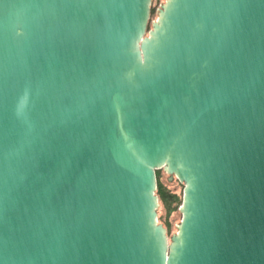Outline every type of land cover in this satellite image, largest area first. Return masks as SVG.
<instances>
[{
  "label": "water",
  "instance_id": "obj_1",
  "mask_svg": "<svg viewBox=\"0 0 264 264\" xmlns=\"http://www.w3.org/2000/svg\"><path fill=\"white\" fill-rule=\"evenodd\" d=\"M152 1L0 0V264H264V0Z\"/></svg>",
  "mask_w": 264,
  "mask_h": 264
},
{
  "label": "rangeland",
  "instance_id": "obj_2",
  "mask_svg": "<svg viewBox=\"0 0 264 264\" xmlns=\"http://www.w3.org/2000/svg\"><path fill=\"white\" fill-rule=\"evenodd\" d=\"M166 0H153L151 19L148 27L151 29V24L158 18V10ZM157 180L161 186V194L158 193L159 207H158V221L164 225L168 231V235L171 236L178 232V227L182 219L180 212L181 202L177 204L175 197L183 199L184 184H182L177 178L170 179V175L164 170L157 171Z\"/></svg>",
  "mask_w": 264,
  "mask_h": 264
},
{
  "label": "trees",
  "instance_id": "obj_3",
  "mask_svg": "<svg viewBox=\"0 0 264 264\" xmlns=\"http://www.w3.org/2000/svg\"><path fill=\"white\" fill-rule=\"evenodd\" d=\"M151 11H152V9H151ZM157 171H159V170H157ZM156 175H157V172H156ZM157 182H158V180H157ZM158 193L161 194V186L159 185V183H158ZM175 200H176L177 204H179L181 202V205H182L183 199L181 200L180 198L175 197Z\"/></svg>",
  "mask_w": 264,
  "mask_h": 264
}]
</instances>
